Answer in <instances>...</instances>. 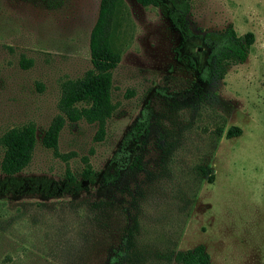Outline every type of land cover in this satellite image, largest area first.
<instances>
[{
	"label": "rangeland",
	"instance_id": "obj_1",
	"mask_svg": "<svg viewBox=\"0 0 264 264\" xmlns=\"http://www.w3.org/2000/svg\"><path fill=\"white\" fill-rule=\"evenodd\" d=\"M187 3L193 37L182 41L163 7L123 0L104 138L65 120L54 153L40 139L60 85L91 69L99 0H0V136L29 124L37 136L21 185L6 190L0 175V264H176L199 245L210 264H264V0ZM227 28L253 34L246 59L201 83L196 36ZM142 117L147 129L133 135L144 136L124 144ZM84 160L99 175L91 186ZM105 172L114 184L100 183ZM66 173L79 190L65 189Z\"/></svg>",
	"mask_w": 264,
	"mask_h": 264
},
{
	"label": "trees",
	"instance_id": "obj_2",
	"mask_svg": "<svg viewBox=\"0 0 264 264\" xmlns=\"http://www.w3.org/2000/svg\"><path fill=\"white\" fill-rule=\"evenodd\" d=\"M134 1L142 7H163L167 20L178 32L181 40L185 41L193 37L184 25L189 12L187 0ZM122 5L123 0H99L96 20L88 40L91 69L86 71L81 78L68 80L60 85V98L57 103L59 114L52 119L40 139V145L44 149H50L55 153L59 132L65 120L69 123L85 121L88 124H95L97 130L94 141L103 140L105 122L114 110L111 103L112 71L120 61L119 54L111 48L109 30L115 13ZM196 38L201 41L204 49V57L197 72V79L204 84L222 80L227 67L242 63L254 41L252 33L247 32L237 36L232 28L221 32L204 33ZM192 66L195 69V63ZM146 129V117L138 119L136 125L130 130V134L124 136L123 143L126 144L133 138L143 137L144 135L133 134H140ZM238 134V129H229L226 132V138L237 137ZM36 143L37 136L32 124L11 128L0 136V175L3 177L2 184L6 190L9 187L21 185L15 177L30 164ZM84 165L79 178L88 186L97 183L98 173L89 166L86 160H84ZM117 179V175L105 172L100 175L99 181L104 185H112ZM63 185L67 191L72 192L81 187L77 178L68 173L64 176ZM121 241L125 242V239ZM125 255L126 250L120 249L114 252L108 260L111 263ZM173 261L176 264H210L209 256L201 245L185 252L175 253Z\"/></svg>",
	"mask_w": 264,
	"mask_h": 264
}]
</instances>
